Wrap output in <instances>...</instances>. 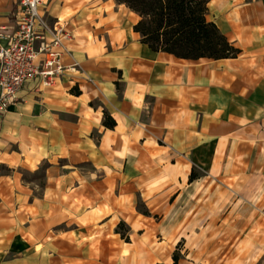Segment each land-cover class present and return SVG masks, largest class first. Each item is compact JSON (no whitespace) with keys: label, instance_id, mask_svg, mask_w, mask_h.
<instances>
[{"label":"crops","instance_id":"obj_1","mask_svg":"<svg viewBox=\"0 0 264 264\" xmlns=\"http://www.w3.org/2000/svg\"><path fill=\"white\" fill-rule=\"evenodd\" d=\"M15 9L0 0L9 31ZM39 11L73 39L55 84L27 80L0 112V264H170L181 235L168 231L166 254L154 238L182 224L172 212L200 183L233 187L256 211L244 243L254 237L251 264H264V0L208 1L239 49L219 59L152 50L120 0Z\"/></svg>","mask_w":264,"mask_h":264},{"label":"rangeland","instance_id":"obj_2","mask_svg":"<svg viewBox=\"0 0 264 264\" xmlns=\"http://www.w3.org/2000/svg\"><path fill=\"white\" fill-rule=\"evenodd\" d=\"M196 188L197 195L194 188L182 198L180 209L172 212V223L182 224L164 228L165 233H157L154 238L156 250L164 254L171 250L168 241L171 230V237L181 236L170 253V264H251L256 261L253 258L260 254V248L253 236L244 243L246 231H243V219L253 221L256 211L233 187L200 183ZM119 231L125 234L126 228L122 226ZM162 261L166 259L162 258Z\"/></svg>","mask_w":264,"mask_h":264},{"label":"built area","instance_id":"obj_3","mask_svg":"<svg viewBox=\"0 0 264 264\" xmlns=\"http://www.w3.org/2000/svg\"><path fill=\"white\" fill-rule=\"evenodd\" d=\"M44 0H16L14 29L0 26V112L17 99V91L29 79L51 87L68 69L62 56L73 39L64 23L49 22L39 11ZM74 65L70 67L73 69Z\"/></svg>","mask_w":264,"mask_h":264},{"label":"trees","instance_id":"obj_4","mask_svg":"<svg viewBox=\"0 0 264 264\" xmlns=\"http://www.w3.org/2000/svg\"><path fill=\"white\" fill-rule=\"evenodd\" d=\"M120 1L139 15L134 30L140 34V40L154 51L187 59L229 58L236 57L239 52L216 25L207 20L209 0ZM193 178L191 173L190 180ZM120 234L128 241L126 234L121 231ZM172 258L175 263V254Z\"/></svg>","mask_w":264,"mask_h":264}]
</instances>
